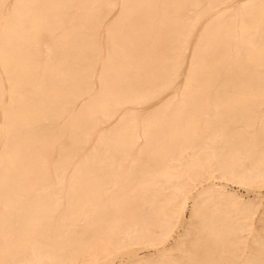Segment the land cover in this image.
<instances>
[{"label":"bare ground","instance_id":"1","mask_svg":"<svg viewBox=\"0 0 264 264\" xmlns=\"http://www.w3.org/2000/svg\"><path fill=\"white\" fill-rule=\"evenodd\" d=\"M223 181L264 187V0H0V264H264Z\"/></svg>","mask_w":264,"mask_h":264},{"label":"rangeland","instance_id":"2","mask_svg":"<svg viewBox=\"0 0 264 264\" xmlns=\"http://www.w3.org/2000/svg\"><path fill=\"white\" fill-rule=\"evenodd\" d=\"M213 180L214 181H220L221 179L215 178ZM223 183L226 186L225 187L226 190H228L230 192L234 191L236 194H238L239 196L243 197L244 199H249V200L251 199V200L255 201L257 198H261L264 195V187L263 188L262 187L261 188L257 187V188H254V189L253 188L249 189V188H245V187H243L241 185H238L237 183L230 182V181H228L226 183L223 181ZM261 207L263 208L264 206L263 205L262 206H258V209H257V211L255 213L256 216H255L254 219H255L256 226H257V223H258L257 219L261 215L264 216V213H262V208ZM187 214H188V211L185 210V212L181 216L183 220L186 218ZM175 233H177V232H175ZM247 239H250V237L248 236L246 238V242L248 243L249 240H247ZM153 251L154 250L151 247H142V248L138 249V251L135 252L134 255L136 257L141 258L142 259L141 261H145V259L148 256L151 258V257L156 255ZM120 259L121 258H116L115 261L118 262Z\"/></svg>","mask_w":264,"mask_h":264}]
</instances>
